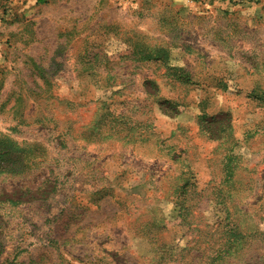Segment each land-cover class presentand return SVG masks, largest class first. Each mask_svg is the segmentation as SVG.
Returning <instances> with one entry per match:
<instances>
[{
	"label": "rangeland",
	"instance_id": "obj_1",
	"mask_svg": "<svg viewBox=\"0 0 264 264\" xmlns=\"http://www.w3.org/2000/svg\"><path fill=\"white\" fill-rule=\"evenodd\" d=\"M0 264H264V0H0Z\"/></svg>",
	"mask_w": 264,
	"mask_h": 264
},
{
	"label": "trees",
	"instance_id": "obj_2",
	"mask_svg": "<svg viewBox=\"0 0 264 264\" xmlns=\"http://www.w3.org/2000/svg\"><path fill=\"white\" fill-rule=\"evenodd\" d=\"M48 0H38L39 3H46Z\"/></svg>",
	"mask_w": 264,
	"mask_h": 264
}]
</instances>
